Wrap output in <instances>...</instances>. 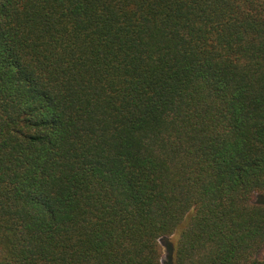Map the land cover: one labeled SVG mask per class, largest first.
I'll list each match as a JSON object with an SVG mask.
<instances>
[{
	"label": "trees",
	"instance_id": "16d2710c",
	"mask_svg": "<svg viewBox=\"0 0 264 264\" xmlns=\"http://www.w3.org/2000/svg\"><path fill=\"white\" fill-rule=\"evenodd\" d=\"M263 250L264 0H0V264Z\"/></svg>",
	"mask_w": 264,
	"mask_h": 264
},
{
	"label": "rangeland",
	"instance_id": "374dc122",
	"mask_svg": "<svg viewBox=\"0 0 264 264\" xmlns=\"http://www.w3.org/2000/svg\"><path fill=\"white\" fill-rule=\"evenodd\" d=\"M161 243L163 245V261L166 263L168 261V249L166 247V242L164 239L161 240ZM261 254H264V250Z\"/></svg>",
	"mask_w": 264,
	"mask_h": 264
}]
</instances>
